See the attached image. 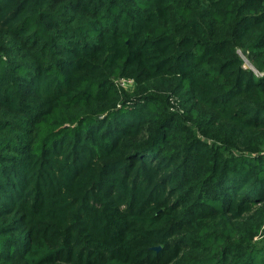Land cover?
I'll use <instances>...</instances> for the list:
<instances>
[{"label": "trees", "instance_id": "16d2710c", "mask_svg": "<svg viewBox=\"0 0 264 264\" xmlns=\"http://www.w3.org/2000/svg\"><path fill=\"white\" fill-rule=\"evenodd\" d=\"M0 264H264V0H0Z\"/></svg>", "mask_w": 264, "mask_h": 264}, {"label": "rangeland", "instance_id": "374dc122", "mask_svg": "<svg viewBox=\"0 0 264 264\" xmlns=\"http://www.w3.org/2000/svg\"><path fill=\"white\" fill-rule=\"evenodd\" d=\"M130 85H131V84L127 85V87H128V88H132L133 86H130ZM174 99H175V101L177 102V104L174 105V107H175L176 109H178V108L183 109V107L180 106V104H181L180 98H179V97H175Z\"/></svg>", "mask_w": 264, "mask_h": 264}, {"label": "water", "instance_id": "95a60500", "mask_svg": "<svg viewBox=\"0 0 264 264\" xmlns=\"http://www.w3.org/2000/svg\"><path fill=\"white\" fill-rule=\"evenodd\" d=\"M153 249L156 250V251H160L162 249V247L161 246H157V247H154Z\"/></svg>", "mask_w": 264, "mask_h": 264}]
</instances>
